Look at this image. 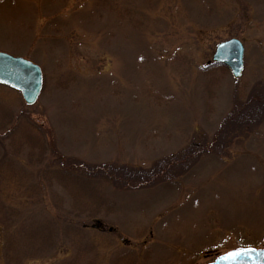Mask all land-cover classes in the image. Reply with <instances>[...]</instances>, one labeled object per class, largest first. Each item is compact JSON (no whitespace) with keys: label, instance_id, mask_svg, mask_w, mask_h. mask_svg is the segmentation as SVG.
<instances>
[{"label":"rangeland","instance_id":"1","mask_svg":"<svg viewBox=\"0 0 264 264\" xmlns=\"http://www.w3.org/2000/svg\"><path fill=\"white\" fill-rule=\"evenodd\" d=\"M229 38L238 78L211 59ZM0 51L42 71L31 105L0 85V264H207L263 246L264 108L248 136L222 120L264 93V0H0ZM138 169L149 181L125 185Z\"/></svg>","mask_w":264,"mask_h":264},{"label":"water","instance_id":"2","mask_svg":"<svg viewBox=\"0 0 264 264\" xmlns=\"http://www.w3.org/2000/svg\"><path fill=\"white\" fill-rule=\"evenodd\" d=\"M211 58L227 67L234 78H238L243 71V45L237 38L217 43ZM0 84L19 91L24 102L31 105L41 92V69L25 58L0 51ZM207 264H264V245L260 248L230 249Z\"/></svg>","mask_w":264,"mask_h":264},{"label":"trees","instance_id":"3","mask_svg":"<svg viewBox=\"0 0 264 264\" xmlns=\"http://www.w3.org/2000/svg\"><path fill=\"white\" fill-rule=\"evenodd\" d=\"M251 102V103H250ZM258 107H257V106ZM247 106V107H246ZM254 106V107H253ZM246 109L245 112L243 114L239 113H232L231 115H227L223 118V124L225 125V129L231 128L232 130H229L228 132H226V134L231 135L233 132H236V129L240 132H242V134L245 136L251 131L252 128H254L252 125V122L254 119H260L262 117V109L264 108V93L263 95H259V97L253 98L251 99L247 105H245ZM253 107V108H252ZM259 110H261L259 112ZM258 120H256L258 122ZM236 125V127H234ZM232 131V132H231ZM216 135H220V137H222V133H220L219 131L217 132ZM233 135V134H232ZM223 143L224 141H226L224 139V136L222 137ZM221 141V140H220ZM195 145H192L191 148H194ZM203 152L204 150L202 149H188L187 154L183 153L181 155V159L179 160L178 157H176L175 155L173 156V158L164 161L158 168V170L154 171L153 173H155L158 176V180L161 181L160 179H162L164 177V173H165V169H174L173 173L175 174L179 168L183 169L187 166H190L193 161L196 158H193V156H198L200 154V152ZM189 155V156H187ZM192 157V158H191ZM140 168V167H138ZM142 172V170L138 169L135 170L134 172V176L132 177L131 175H129L128 177H126L124 180L125 185H130L133 184L132 186H138L140 185L141 182L145 181L148 182V178L147 176L152 173L151 171H148L147 173H143L141 175L142 179L141 181H138L135 177L137 176V173ZM151 176H154L151 174ZM155 177V176H154ZM135 178V181H134ZM122 180V182H123ZM150 183V182H149ZM147 184V183H145ZM5 222V221H4ZM8 227V226H7Z\"/></svg>","mask_w":264,"mask_h":264},{"label":"snow or ice","instance_id":"4","mask_svg":"<svg viewBox=\"0 0 264 264\" xmlns=\"http://www.w3.org/2000/svg\"><path fill=\"white\" fill-rule=\"evenodd\" d=\"M229 255H235L234 253H230Z\"/></svg>","mask_w":264,"mask_h":264}]
</instances>
